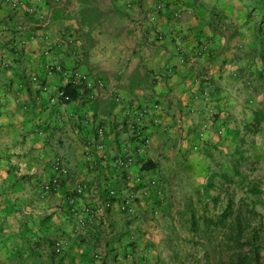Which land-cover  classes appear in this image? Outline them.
<instances>
[{"label":"crops","instance_id":"0c3cea01","mask_svg":"<svg viewBox=\"0 0 264 264\" xmlns=\"http://www.w3.org/2000/svg\"><path fill=\"white\" fill-rule=\"evenodd\" d=\"M168 3L0 0V67L27 106L26 169L1 174V189L17 185L0 207V264H161L186 228L171 218L179 188L203 194L243 166L248 71L224 32ZM67 84L78 96L63 103Z\"/></svg>","mask_w":264,"mask_h":264},{"label":"rangeland","instance_id":"374dc122","mask_svg":"<svg viewBox=\"0 0 264 264\" xmlns=\"http://www.w3.org/2000/svg\"><path fill=\"white\" fill-rule=\"evenodd\" d=\"M169 1L171 3L166 7L171 4L178 6L172 12L201 18L211 30L224 32L230 38L227 52L233 55L232 60L242 63L248 71L249 85L253 88L250 92L254 101L252 112L261 111L264 114V18L256 9L261 0ZM148 13L141 11L138 14L146 18ZM258 29L263 32L259 35L262 45L256 37ZM5 70V67H0V185L1 182L6 184L1 174L16 176V173L26 169L17 147L23 139L18 129L26 124L18 115L27 106L18 102L13 78L5 74ZM249 131L248 149L241 159L243 166L239 167V175H233L231 181L217 179L203 194L185 191L187 185H182L176 192V212L171 218L178 225H186V228L171 232L176 244L167 250L171 254H167L161 264H205L206 260H212L211 264H220L222 258L227 261L233 259L236 249L232 247V233L227 230L221 232L213 224H208L206 228L203 220L215 221L228 205L231 212L226 222L234 224L233 231H239L238 237L242 243L246 240L252 243V246L250 243L244 245L243 252L248 256L258 253L254 260H257V264H264V118ZM56 165L57 175H67L63 164L57 162ZM25 172L22 176L29 177V173ZM56 176L43 186L50 188L57 184ZM251 183L260 188L259 194L251 195L246 191ZM16 185L15 181L8 189L0 188V207Z\"/></svg>","mask_w":264,"mask_h":264},{"label":"trees","instance_id":"16d2710c","mask_svg":"<svg viewBox=\"0 0 264 264\" xmlns=\"http://www.w3.org/2000/svg\"><path fill=\"white\" fill-rule=\"evenodd\" d=\"M256 9L259 10L262 17L264 18V0H261L259 2V6ZM260 33H263V32L261 31V29H258L257 33H256V37H257V40L259 41L258 43L260 45H262L263 41L260 40V37H259ZM61 91L63 93L62 99H61L63 103L72 102L78 96V92H77L75 86H73L72 84L65 85L63 88H61ZM65 98L67 99L66 101L63 100ZM263 118H264L263 112H261V111L255 112L252 122H249L247 127H246V131L250 132L249 131L250 128L258 126L261 123V119H263ZM235 160L236 159H234V161ZM153 168H154V164L146 162V163H143L141 165L140 170L141 171H148V170H151ZM231 171H232V174H231L232 176L233 175H235V176L239 175L238 163H237V165H236V162L234 163ZM228 181H231V180H228ZM246 191L251 195H257L260 193L261 190L259 187L255 186L254 184L251 183L249 186H247ZM111 204H112V201L109 202L108 205H111ZM107 208H109V207H107ZM229 208H230V205H228L226 207V209L220 215H218V217L216 218L215 221H211V220L206 219V218L203 219L204 223H206L205 224L206 228H208V226H209L208 224H213L215 226V229H220L221 232L227 230V231H230L233 235L232 244L234 246H232V247L234 249H236V251L234 253V258L230 259L227 262H221L220 264H257V260H254V258L258 256V253H255V255H253L254 256L253 257L250 255L248 256L246 253L243 252V246L244 245H247L250 243V245L252 246L251 240H246L245 243L244 242L242 243L241 239L238 237L239 231H233L234 230V228H233L234 224L230 223V222H226L227 218H229L230 212H231Z\"/></svg>","mask_w":264,"mask_h":264},{"label":"built area","instance_id":"2783aa9c","mask_svg":"<svg viewBox=\"0 0 264 264\" xmlns=\"http://www.w3.org/2000/svg\"><path fill=\"white\" fill-rule=\"evenodd\" d=\"M62 94H63V93H62L61 91L58 93V96H59L60 99H62ZM63 100L66 101L67 99L65 98V99H63ZM100 134H101V132H100Z\"/></svg>","mask_w":264,"mask_h":264}]
</instances>
